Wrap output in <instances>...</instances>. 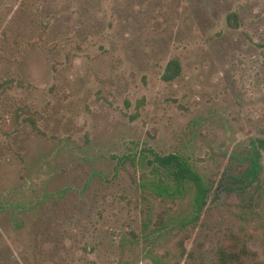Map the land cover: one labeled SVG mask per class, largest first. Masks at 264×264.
<instances>
[{"label":"rangeland","instance_id":"rangeland-1","mask_svg":"<svg viewBox=\"0 0 264 264\" xmlns=\"http://www.w3.org/2000/svg\"><path fill=\"white\" fill-rule=\"evenodd\" d=\"M255 138L264 0H0V264H264V172L215 198ZM143 150L214 183L197 220Z\"/></svg>","mask_w":264,"mask_h":264},{"label":"trees","instance_id":"trees-1","mask_svg":"<svg viewBox=\"0 0 264 264\" xmlns=\"http://www.w3.org/2000/svg\"><path fill=\"white\" fill-rule=\"evenodd\" d=\"M227 23L231 27L240 26V16L238 12L227 14ZM180 65L177 60L169 62L165 79L172 80L179 73ZM154 155L149 159L146 150L141 151L133 157L124 156L118 159V163L126 166L127 162L132 167H136V161L143 163L147 160L153 165V169L158 173L156 179L148 180L155 191L163 199L167 197L183 198L191 193L193 196L192 215L193 221L200 217L208 199L213 193V182L206 181L194 164L182 154L171 152L168 154H158L153 150H148ZM237 162L227 166L220 178V187L216 188L215 198L219 199L224 194L237 193L240 196L247 194V189L254 184L260 185L262 173L264 172V138H255L251 141V148L243 153L242 157L236 156ZM166 179V182L163 180ZM215 264H243L240 255L236 252L220 250Z\"/></svg>","mask_w":264,"mask_h":264}]
</instances>
